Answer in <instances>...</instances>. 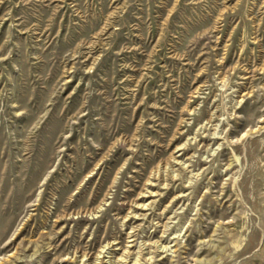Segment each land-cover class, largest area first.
<instances>
[{
    "label": "rangeland",
    "instance_id": "rangeland-1",
    "mask_svg": "<svg viewBox=\"0 0 264 264\" xmlns=\"http://www.w3.org/2000/svg\"><path fill=\"white\" fill-rule=\"evenodd\" d=\"M0 264H264V0H0Z\"/></svg>",
    "mask_w": 264,
    "mask_h": 264
},
{
    "label": "bare ground",
    "instance_id": "bare-ground-1",
    "mask_svg": "<svg viewBox=\"0 0 264 264\" xmlns=\"http://www.w3.org/2000/svg\"><path fill=\"white\" fill-rule=\"evenodd\" d=\"M142 206V205H141ZM162 248H164V249H166V247H162ZM12 261H10V263H11Z\"/></svg>",
    "mask_w": 264,
    "mask_h": 264
}]
</instances>
